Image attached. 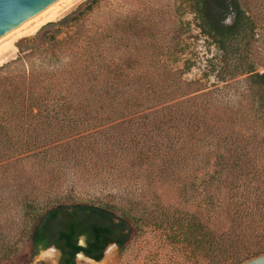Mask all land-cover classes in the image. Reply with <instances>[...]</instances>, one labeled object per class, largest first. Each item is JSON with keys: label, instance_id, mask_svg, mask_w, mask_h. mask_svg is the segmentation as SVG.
<instances>
[{"label": "trees", "instance_id": "trees-1", "mask_svg": "<svg viewBox=\"0 0 264 264\" xmlns=\"http://www.w3.org/2000/svg\"><path fill=\"white\" fill-rule=\"evenodd\" d=\"M183 1L199 32L220 53L217 80L244 76L250 113L237 117L236 109L229 112L220 100L204 99L211 93H197L203 89L198 82L182 79L188 67L172 69L153 50H143L142 42L152 34L130 21L114 38L121 50H102L87 37L91 45L68 64L0 75V171L10 168L9 186L13 183L18 204L32 222L27 236L33 256L53 246L60 253L58 264H76L78 253L99 262L107 245L122 249L127 243L130 224L141 221L146 211L141 200L130 196L126 207L64 203L58 190L64 169L95 170L110 157L121 158L123 171L132 170L134 176L127 174L134 188L153 193L155 208H165L158 221L207 264H238L264 253V242L248 244L242 235L247 229L234 223L239 207L231 198L243 184L228 175L236 172L233 168L257 174L250 149L264 142L255 127H248L250 117L252 124H264V71H256L264 63L255 51L260 18L246 0ZM49 58L57 61L54 51ZM210 154L212 170L195 183L194 171L210 166ZM83 156L90 159L81 161ZM45 172L50 192L39 186ZM198 187L206 206L191 212L189 197ZM157 189L167 194L164 203ZM225 189L234 191L227 196Z\"/></svg>", "mask_w": 264, "mask_h": 264}, {"label": "rangeland", "instance_id": "rangeland-1", "mask_svg": "<svg viewBox=\"0 0 264 264\" xmlns=\"http://www.w3.org/2000/svg\"><path fill=\"white\" fill-rule=\"evenodd\" d=\"M246 1L250 10L260 18L255 35V51L259 62L264 63V0ZM46 11L48 12L41 18L11 34ZM124 21L146 26L152 37L142 42L145 46L143 50H153L157 60L172 69L188 67L182 79L198 82L203 89L197 93L205 91L211 93L204 99L209 98L212 102L216 99L220 100L221 102L218 103H221V107L228 108L229 112L236 109L237 117L240 116L239 113H250V104L245 105L244 76H235L225 82L217 80L215 75L220 66L218 64L220 53L199 32L196 20L183 0H92L91 2L90 0H58L0 38V75L26 74L43 68L50 69L58 63L60 66L68 64L89 44L87 37H91L96 46L103 48L102 50L109 47L115 51L117 47L121 50L122 47L114 38L120 33V25ZM64 41L66 44L63 45ZM67 44L69 48L65 53H59L58 50L68 47ZM52 51L56 54V62L49 58ZM96 52L99 53L97 50ZM256 71L263 72L264 67L258 66ZM248 120L251 123L254 118L250 117ZM250 123L248 122V127H255L258 134L264 137V124H259L258 120L253 124ZM250 152L254 158L251 163H255L257 174L241 172L240 169L233 168L236 172L229 171L228 175L235 176L236 182L243 184V188L233 190L235 197L231 198L233 205L239 207V212L236 213L238 217L234 218V223L244 230L247 229L242 235L248 237V244L258 247L264 242V142L256 144ZM89 159L83 156L81 161ZM107 160L103 162H110L109 166L101 161L102 166L95 170H87L80 166L64 169L65 181L58 189L62 192L61 201L93 205H101L105 202L126 207V200L133 196L147 206L146 211L141 221L130 224V235L122 249L116 247L105 249L99 262L81 256H75L74 262L76 264H207L196 255V251L191 246L181 242L179 235L165 228L166 222L158 221L160 212L165 208H155L151 201L153 193L147 188H134V182L127 174L132 173V170L123 171L120 168L118 163L122 162L121 158L110 157ZM209 164L210 166L207 165L203 171H194L195 183H198L203 172L212 170V154ZM115 167L119 169L114 171ZM10 174V168L0 171V264H58L59 255L52 249L39 251L34 256L30 253L27 231L32 222H29V216L22 212L18 204L19 193L12 188L13 183L9 186L12 179ZM49 177L46 172L42 174L39 180L41 192L46 190L50 192V188L46 186L48 182L43 180ZM247 180H250V183L246 186L244 182ZM25 190L28 191V188ZM220 191L224 192L222 188ZM233 191L228 192L225 189L227 196ZM155 194L164 203L163 198L167 194L161 193L158 189ZM203 194L204 192L198 187L189 197L191 212L198 210L195 209L197 205L206 206V203L201 202ZM219 197L221 198V194ZM220 198H216L214 202L223 206V200ZM166 203L168 204L167 201ZM175 206L183 210L181 206L177 204ZM168 223H171L169 219ZM171 228L174 230L173 226ZM11 247L15 249L14 253L9 255ZM46 252L52 253L53 256L46 258L44 255Z\"/></svg>", "mask_w": 264, "mask_h": 264}, {"label": "water", "instance_id": "water-1", "mask_svg": "<svg viewBox=\"0 0 264 264\" xmlns=\"http://www.w3.org/2000/svg\"><path fill=\"white\" fill-rule=\"evenodd\" d=\"M56 1L58 0H0V38L19 27L25 21L33 18ZM91 1L92 0H90V2ZM78 244L83 245L82 237L79 238ZM109 246L115 247L114 244H109L105 249ZM48 248L60 255L59 251L53 246ZM48 248L44 250H47ZM78 254L81 257L86 258L83 254ZM86 259L90 260L88 258ZM238 264H264V253L255 257L247 258Z\"/></svg>", "mask_w": 264, "mask_h": 264}, {"label": "bare ground", "instance_id": "bare-ground-1", "mask_svg": "<svg viewBox=\"0 0 264 264\" xmlns=\"http://www.w3.org/2000/svg\"><path fill=\"white\" fill-rule=\"evenodd\" d=\"M55 6H56V5H55ZM49 10H50V9H49ZM49 10H48V11H49ZM48 11H46L45 13H42V14L39 15L38 17L32 19V21H30L29 23H27V24H25V25H23L24 23L21 24V25H23V26H21L20 28H18V29L15 30L14 32H12L11 34H13V33H15V32H18L19 30L23 29L25 26H27V25L30 24L31 22L36 21L37 19L41 18V17L44 16ZM11 34H10V35H11ZM110 247H113V246H109V247H107L106 249H108V248H110ZM44 255L46 256V258H47V257L50 258V257L53 256V254H52V253H49V252H46ZM77 256H80V255L78 254Z\"/></svg>", "mask_w": 264, "mask_h": 264}]
</instances>
